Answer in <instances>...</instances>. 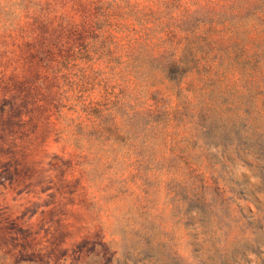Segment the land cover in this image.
<instances>
[{
  "label": "rangeland",
  "instance_id": "obj_1",
  "mask_svg": "<svg viewBox=\"0 0 264 264\" xmlns=\"http://www.w3.org/2000/svg\"><path fill=\"white\" fill-rule=\"evenodd\" d=\"M0 264H264V0H0Z\"/></svg>",
  "mask_w": 264,
  "mask_h": 264
},
{
  "label": "trees",
  "instance_id": "obj_2",
  "mask_svg": "<svg viewBox=\"0 0 264 264\" xmlns=\"http://www.w3.org/2000/svg\"><path fill=\"white\" fill-rule=\"evenodd\" d=\"M241 195H243V194H241ZM240 199H242V200H247V198H246L245 196H243V197L240 198ZM252 218H253V217H250V218L248 219L250 225L253 224V223L251 222ZM247 241H248L250 244L254 245V246H255V245H258V241H257L255 238H248Z\"/></svg>",
  "mask_w": 264,
  "mask_h": 264
}]
</instances>
